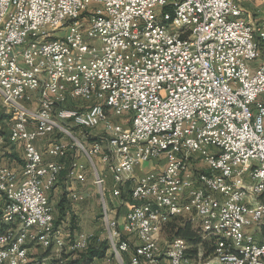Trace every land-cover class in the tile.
Listing matches in <instances>:
<instances>
[{
  "label": "built area",
  "instance_id": "obj_1",
  "mask_svg": "<svg viewBox=\"0 0 264 264\" xmlns=\"http://www.w3.org/2000/svg\"><path fill=\"white\" fill-rule=\"evenodd\" d=\"M151 22H165L166 30L142 32ZM175 22H189L194 36L174 31ZM199 24L208 26V35H200ZM107 27H115L121 40L101 37ZM222 37H237L239 45L220 46ZM206 38H214V45L205 46ZM261 43L264 21L257 27L247 18L241 0H0V99L12 113L8 141L23 138L24 161L19 172L0 166L1 213L37 222L36 230L22 231L3 221L13 223L7 244L14 255L0 253V264H32L27 232H34L33 244L42 240L44 250L52 251L40 258L68 264L49 192L70 151L84 161L73 157L67 177L83 184L91 173L99 198H105L100 213L109 215L107 247L119 263L125 261L118 259V246H125L128 264H264ZM95 53H103L104 61H94ZM69 70H76V78H69ZM45 77H52V85H45ZM156 88H164V95H156ZM81 92H90V99L80 100ZM123 115L126 124L111 118ZM72 119H80V127H72ZM99 126L105 143L80 148L72 129ZM55 133L70 141L55 139L43 150L39 143ZM4 151L0 147V158ZM145 163L155 165L133 177ZM106 173L116 197L123 196L124 180H133L124 192L128 210L121 227L107 200ZM238 184L248 185V192H237ZM148 191L163 195L165 206H155ZM85 200L70 186L71 205ZM220 216H229L230 225L209 230ZM173 218L189 220L201 237L220 234L219 243H210L209 260H202L201 250L190 259L185 239L178 252L170 251L174 238L161 241ZM243 224H250L249 235H241ZM142 225H150L147 244H140ZM87 244L90 235L80 232L70 249ZM146 246L156 248L157 256H147Z\"/></svg>",
  "mask_w": 264,
  "mask_h": 264
},
{
  "label": "rangeland",
  "instance_id": "obj_2",
  "mask_svg": "<svg viewBox=\"0 0 264 264\" xmlns=\"http://www.w3.org/2000/svg\"><path fill=\"white\" fill-rule=\"evenodd\" d=\"M257 1H263V3H264V0H257ZM248 6L249 5H246L245 8L249 9ZM252 11L256 12L257 10L253 9ZM254 19L256 20L255 21L256 26L259 27L260 22H262L263 20L261 19V17L259 18L258 16L254 17ZM261 44L263 45V48H264V44L263 43H261ZM263 51H264V49H263ZM263 54H264V52H263ZM261 63H262V59L259 58V59L255 60V61L251 62V65H252L253 68H256V67H259ZM90 105H91V103L88 102L86 107H89ZM109 115H111L110 112H109ZM0 116H4V117H2V118H4V120L0 121V130H1L0 134L5 136V137L1 136V137L4 138L3 140H5V139L8 138V132L10 131V128H11L10 124H11V121H12V113L10 112L9 109H7L6 107L3 106L1 99H0ZM111 118L113 120H115L116 122H120V123H123V124H126V121H127V115H125V116L123 115L121 117L112 116ZM72 127H79V126H75L74 124H72ZM72 133L75 134V136L78 137L81 140L80 143L81 142L84 143V144L83 143L81 144V147H84V145H85V147H87V148L90 146L92 140H99V141L105 143V141L107 140V137H108L107 134L103 131L102 126H99L96 129H88V130L79 129V128H73L72 129ZM60 138L63 141L64 140L65 141H70L68 138L60 136L57 133H55V134H52V135L48 136L47 138L43 139L39 144L43 148V146L45 144L50 143L51 141H53L55 139H60ZM7 140H5V141H7ZM5 145H8V144H5ZM19 146L22 149V145H19ZM2 147H3V143H2ZM43 150H44V148H43ZM72 152L75 154V151H72ZM72 152L70 151L69 155L72 154ZM3 155H4V153H3ZM3 155H2V157H3ZM76 157H79L81 161H84V158H82L81 155L78 154V156H76ZM97 161H98V159H96V161H95L96 164L98 163ZM63 162L65 163V164H63V165H65L64 166V170H65L66 164L68 162H65V161H63ZM148 166H149V163H145L144 164V168L145 169H148ZM200 169L202 171H206L207 170V168L205 167L204 164H201ZM67 171H68V168H67ZM91 182H92V175H91V173H87L86 181L83 184H77L75 186V189L79 190L80 192L83 191L85 193V189L84 188H85L86 184H89ZM58 183H59V184H57V187H59L57 189L58 190V194H62V196L65 199V204H64V206L66 208L65 210L71 211V209H75L74 210L75 214L72 212V214H74L75 219L73 221L70 219L71 220L70 224L66 220L65 217L60 219L61 218L60 214H58V216L56 218V220H58V222H59L56 226H58V227L62 226L63 240H64V243H65V247L63 249V257L66 259V257L71 254V258H73L75 260H78L79 258H81L80 254L84 253V251H73V250L71 251V249H70V246L72 245V242H73L74 238L80 232H86L87 234L90 235V244H89L90 246L89 247L100 248L102 243L106 244V252H105L104 257L107 258V256H110L111 255L110 247H107V239H106V235H105V229H104V225L102 223V215L100 213V202L98 203V201H97V203H95L93 211L89 212L88 214L84 215L82 212L79 214V211H76L75 207H79L80 205L83 204V202L82 203H78V204H73L70 207L69 206L70 203H69V201H67L68 200V194H69V192H68L69 190H68L67 187H68L69 183H68V185L67 184L66 185L62 184L60 178H59V182ZM93 186L95 187L94 184H93ZM95 192H96V190H95ZM122 192L124 193V192H128V191L124 187L122 189ZM94 198L96 200L99 199L98 194H96ZM52 199L53 198H52V196L50 194L49 195V200L51 201ZM0 200H2L1 196H0ZM107 200L110 201V198H109L108 195H107ZM2 202H3V200L1 201V203ZM51 204L53 205L54 203L51 201ZM127 207L128 206H126V205H121V207L118 209V214L122 215L123 214V210L125 208H127ZM68 224H69V226H68ZM10 227H11V225L6 230H8ZM196 235L199 237L200 243L197 244V245L189 244L188 251H189L190 255L193 256L192 258H197L199 250H201L202 256H203L202 260L207 259L208 257H210L212 255V252H213V247H212V245L210 244V241H209L210 236L207 235V233H206L207 236L205 238H202L201 235L197 231H196ZM161 239L164 240V241H167V242L170 241L169 240L170 239V234H169L167 225H165L163 227V229H162ZM131 242L134 245L136 243V240L132 239ZM133 245H131L132 248H133ZM28 248H29V251H28L29 252V256H30V258H32V264H43V262H41L39 260V259H42L40 257H45V256L50 255L52 253L51 250H44L43 246H37L35 244H28ZM193 250L197 251L196 255L194 254ZM94 260H96V259H94ZM94 260L88 261V262H82V263H79V264H90V263L96 264V262ZM103 260H106V259L103 258ZM127 260L128 259H126V256H124V261H125L124 264H128ZM93 261L95 263H93ZM100 264H103V262L100 263ZM107 264H120V263L118 261H116V259L113 256H110L109 261L107 262Z\"/></svg>",
  "mask_w": 264,
  "mask_h": 264
},
{
  "label": "bare ground",
  "instance_id": "obj_3",
  "mask_svg": "<svg viewBox=\"0 0 264 264\" xmlns=\"http://www.w3.org/2000/svg\"><path fill=\"white\" fill-rule=\"evenodd\" d=\"M166 30L165 22H151L148 25H142V32L144 33H156L164 32ZM174 31L186 32V37L194 36V28H189V22H175ZM200 35H208V26L206 24H199ZM110 35V40H121V33L115 31V27H107V30H101V37H108ZM214 38H206L205 46H213ZM239 38L237 37H222L220 39V46H238ZM94 61H104L103 53H95ZM69 78H76V70H69ZM45 85H52V77H45ZM0 92H1V82H0ZM156 95H164V88H156ZM90 98V92H81L80 100H87ZM72 124L80 127V119H72ZM12 132V127L10 128ZM17 141L21 142L23 145V138H15ZM2 139L0 138V147H2ZM95 141H93L90 146H94ZM89 148V147H88ZM63 170L62 164H60V173ZM237 192H248V185L238 184ZM258 197H264V190H258ZM148 199L155 200V206H165V199L163 195H157L155 191H148ZM255 211H262V204H255ZM1 220L3 221H14V225H21L22 231H34L37 229V222H27L24 223V217H15V213H1ZM11 225V227L6 230L3 234L0 235V253L4 255H14V247L8 246V232L13 230V223H5ZM218 225H230L229 216H220L216 217V223H209V230H218ZM250 224L241 225V235H249ZM150 232V225H142L141 235H140V244H147V235ZM207 235L213 239L214 243L220 242V234L216 232H207ZM206 235V236H207ZM252 237H255L252 234ZM205 238V237H204ZM34 241V232H27L25 235L26 248L28 244H33ZM35 245L43 246L44 242L42 240H35ZM87 248V245H86ZM86 248H82L81 251ZM184 248L180 245H170L171 252H178ZM120 251H126L125 246H118ZM147 256H157V249L153 246H146ZM206 260H209L206 259ZM51 263V262H50ZM48 264V263H47ZM202 264H213V262H203Z\"/></svg>",
  "mask_w": 264,
  "mask_h": 264
},
{
  "label": "crops",
  "instance_id": "obj_4",
  "mask_svg": "<svg viewBox=\"0 0 264 264\" xmlns=\"http://www.w3.org/2000/svg\"><path fill=\"white\" fill-rule=\"evenodd\" d=\"M250 1L251 0H241V4L244 7V10H245V13L247 15V18H249V19H251L252 21L255 22L256 20L254 19V17L258 16L259 18L261 17V19L264 21V3H263V1H257V0H252L251 2ZM244 5L245 6L249 5L248 6L249 9H246ZM253 9L254 10L256 9L257 11L254 12V11H252ZM89 99H87V100H89ZM0 132H1V130H0ZM1 136H3V135L0 134V138L2 139L3 147L5 146V151H4L5 153H4V155L2 153L3 157L0 158V166H5V167H8V168H10L12 170H15V171L19 172L22 169V166L24 164L23 151H22L21 147L19 146V145H22V143L17 141V139L13 138V139L10 140V144L5 145V144H7L6 141L3 140L4 139L3 137H5V136H3V137H1ZM8 137H12L11 130L8 132ZM93 141H95V140H92L91 143ZM82 143L83 142L80 143V148H87V147H85V145H84V147H81ZM72 154H70V155L68 154V157L64 160L65 162H68V163L66 164L65 170H64V166L65 165L62 164L63 170L61 171L62 174L60 176V180H61L62 184H64V185L67 184L68 185V183H69L68 187L66 186L68 188V190L70 188V185L75 188V186L78 184L75 181H71L67 177V172H68L67 168L70 166V164H71L70 162L73 159V157L74 156L76 157V154H74L73 152H72ZM153 164L155 165V163H153ZM153 164L149 163L148 169H145L144 165L141 166V167L136 168L135 171H134L133 177H137L138 175L141 176L143 173H145L146 171L150 170L154 166ZM164 164H165L164 162H162L159 165L156 164V169H162V167H164ZM97 166H98L99 170L104 171L103 166H101L99 164V162L97 163ZM106 175H107L106 188L109 191L108 196H109L110 202H111V212L115 216V218L118 220L119 225L121 227V224H122V222L124 220V216H125V214H126V212L128 210V207L123 210V214L122 215L118 214V209L121 207V205L128 206V202L126 201V199H124L122 197L120 198V197H116V196L112 195L111 190H113L116 187V184L111 180V177L109 176L108 173H106ZM125 182H127L125 188H126L127 191H129L131 186H132V184H133V180H124V185H125ZM57 184H59V183H57ZM57 184L49 192V195L51 194V196L53 198L51 201L54 203L53 207L55 209V218H57V216L59 214V204H60V202L63 199L62 194H58V190L57 189L59 187H57ZM84 189H85V193L83 191H81V192L86 196V200L79 207H75L76 211H79V214L82 212L84 215H86L89 212L93 211L95 203H97V201H98V203L100 202V205H105V198H99L97 200L94 198L95 195L98 194V192H97V188L93 186L92 182L89 183V184H86ZM95 190H96V192H95ZM0 203H1V200H0ZM69 206L71 207L72 205L69 204ZM74 210L75 209H71V211H67L66 210L65 218L69 222V224L71 223L72 217L75 214ZM72 212L74 214H72ZM101 215H102V223L104 225V229L108 230V227H109V215H107V213H101ZM69 224H68V226H69ZM249 232H250V230H249ZM252 234L255 237H259V230H252ZM161 241L162 242H166L164 240H161ZM180 244L181 243L179 241H172L170 245H180ZM88 246H89V244H87V247ZM110 252H111V248H110ZM130 255H131L130 252L126 253V251L122 252V251H120L118 249V259L124 260V256H126V258L128 259V258H130ZM103 258L106 259V260H103ZM109 258L110 257H108V256H107V258H105V257L98 258V259L95 258L96 260H94V261L96 262V264H100L102 262H103V264H107V262L109 261ZM39 260L41 262H43V264H47V263L48 264H54V259L53 258H46V259H39ZM94 261H93V263H95ZM124 263L125 262H120V264H124ZM90 264H92V263H90ZM162 264H168V261L166 259H164L162 261Z\"/></svg>",
  "mask_w": 264,
  "mask_h": 264
},
{
  "label": "trees",
  "instance_id": "obj_5",
  "mask_svg": "<svg viewBox=\"0 0 264 264\" xmlns=\"http://www.w3.org/2000/svg\"><path fill=\"white\" fill-rule=\"evenodd\" d=\"M2 117H4V116H0V121L4 120V118H2ZM7 139H5V140H7ZM6 143L10 144V142L8 140L6 141ZM126 183L127 182H125L124 187L126 186ZM128 192H126V193H128ZM126 193H123L122 198L126 199L125 198ZM64 204H65V200H64V197H63L62 201L59 204V214L61 215L60 219L65 217V213H66L65 209L66 208H65ZM1 206H2V203H0V220H1V217H2L1 216ZM74 219H75V217L73 216L72 217V221ZM58 223H59L58 220H56L55 221V225H57ZM166 225L168 226V231H169V234H170V239L169 240L174 238V241H179L183 247H185V240H187V242L189 244H193V245H197V244L200 243V239L196 235V231L192 228L191 222L189 220H185V219H181V218H173ZM9 226L10 225H8V224L0 222V235L3 234ZM202 238H204V237H202ZM209 241H210V243H214L213 239H211V238H209ZM89 246L85 250H83L84 253L80 254L81 258H79L78 260H75V259L71 258V254L69 256H67L66 257L67 263L68 264H79V263H82V262L92 261L95 258L104 257L105 252H106V244L102 243L100 248H92V247H89ZM193 252L196 255L197 251L193 250ZM187 256L190 259H197V258H192L193 256L190 255L189 251H187ZM202 258H203V256H202ZM204 260H206V259H204ZM127 262H129V258H128Z\"/></svg>",
  "mask_w": 264,
  "mask_h": 264
}]
</instances>
